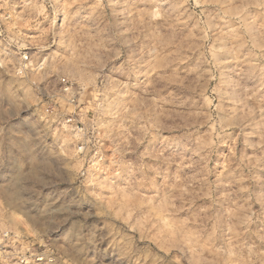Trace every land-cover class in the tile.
<instances>
[{
  "label": "clouds",
  "instance_id": "obj_1",
  "mask_svg": "<svg viewBox=\"0 0 264 264\" xmlns=\"http://www.w3.org/2000/svg\"><path fill=\"white\" fill-rule=\"evenodd\" d=\"M0 264H264V0H0Z\"/></svg>",
  "mask_w": 264,
  "mask_h": 264
}]
</instances>
